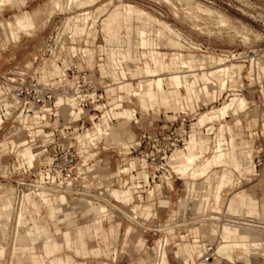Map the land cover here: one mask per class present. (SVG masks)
Instances as JSON below:
<instances>
[{"label":"rangeland","instance_id":"rangeland-1","mask_svg":"<svg viewBox=\"0 0 264 264\" xmlns=\"http://www.w3.org/2000/svg\"><path fill=\"white\" fill-rule=\"evenodd\" d=\"M60 1L61 4H63V7L54 8V10L50 5L51 0H10L9 2H6L7 4L5 3L6 5L3 7V9H0V79L15 74L18 71L24 72L27 77L38 75V73H41V75L43 76L44 73H48L47 70H53V67L50 66V63L53 59L52 57L59 56L60 60H65L66 62H74L80 70H86L87 73H89V75L94 79V81H96L98 86L101 85V83H108L110 86H114V80L110 75L112 71L110 70V67L106 65L108 64V61L106 58V54L103 51L104 48L109 49L118 47L115 45H108L106 42L104 43V36L102 38L103 33L100 30V22L97 21L95 23L96 25H91L92 20L90 19L88 21V19H86L87 14L94 10L98 5H101L107 1H111V4H118L121 1L123 3L132 4L137 8L142 9L148 12L149 14L159 18L161 21H164L173 30H175L177 34L179 33V40L181 42V45H183L180 47V49L175 47L172 48V46H169L170 44L165 43L164 40H166V38L163 39V37L171 35H169L168 32H165L166 36L159 38V40L163 39L161 40L162 43H160L157 39L158 37L156 36L155 25L150 24L147 27L148 45L146 51L155 50V44L159 42V51H166L170 54H172L173 52H183L192 54L197 60V65L191 67L190 69L183 68V71H178L182 72L184 76H186L187 74L185 79L188 83H190L189 89H185L182 85H180L177 79L176 85L172 87H170L169 85V89L173 90L177 98L181 96V91L183 92V96L179 98L178 105L173 107V103L171 102V100H169V105L167 106H163L161 104H155L154 106L149 108L139 106L136 103V98L137 101H139L140 95L145 97L143 84L140 85L139 91L135 92L139 93L140 95H136L135 98L131 93V90H137V84L139 80L146 79L145 74H142L139 71V69L144 67L145 60L143 55L140 53L142 51V48H138L137 52L132 54V59L130 58L127 61L129 71L136 74L134 76H130L129 74H127L125 78H121L122 80L125 79L129 81L131 84L127 87L125 86L119 88L120 92L107 90L108 93H116L120 95L123 100L121 109L117 111L118 117L122 115V109L124 108L132 111V114L134 113V116L129 122L132 131L131 137H128L125 141H123L125 144H128L127 146L125 145V150V147L122 144H119L122 142L121 140L123 139L118 135L115 137L116 139L114 138V140H112L113 142L111 141V143L106 144L109 145L107 146V150L101 149V145L104 146L103 141H101L99 147V158L101 159V161H107L110 169L113 170L115 166L120 163L119 156H121V154L117 153L120 151H123L125 153L129 144L134 143L138 140L140 133L147 132L150 135H159L162 134L172 124L174 126H183L185 128H191L190 138L196 133L198 135V133L202 134L206 132V130H204L205 127L212 126V128H210L209 131L204 134L205 149L203 151H198V149H196L195 144L190 145L189 142H187L185 144V149L180 152L181 154L178 153L180 154L179 156L178 154H175V152L173 153L172 157L175 158V163L177 164V166L183 163L185 155L188 154H196L197 156H200V158L202 159L200 165L203 168V163L204 161H206V159L209 161H215V150L213 149V140L215 136L219 134V131L222 132L221 134L225 136V138H229L230 135L234 136V147L240 144L242 138L249 139L250 148L252 150V155L250 156L251 160L253 159V162L255 163L256 170L253 173H248V182L242 183L239 189H243L245 193L249 194L257 200L258 204L256 202L252 204V201H249L248 203V205L255 206L257 213H238L237 211L234 212L230 210H228V212L236 213L238 215L233 217L234 220H238L242 223L252 224L246 225L240 223L241 226L264 233V161L263 157L260 155V152L262 153V146H264V134L261 131V123L264 121V107H260L258 105V98L260 96L258 89L260 88V86L263 87L262 94L264 95V73L260 69L264 67L258 66L259 64L257 63L254 64L253 60L251 59L255 58L251 51L255 48H258L264 43V41L261 42V40L264 39L262 29L257 22V16L259 15V13L264 12V0H195L193 2L192 0H170L171 2H173H170L171 5L169 2H167L169 0H97L94 4L83 7H76L74 3H72L71 5H66V0ZM194 2H199L213 10L222 12L228 17V23L222 27L218 26L212 20V17H209L210 19L206 20L207 23L203 21V19L200 20V18L198 19L193 17L192 19V16L187 14L186 8L184 9V7L188 6V4H194ZM37 5L41 8L40 11ZM34 8H38L39 17L37 16L38 19L36 17L37 21H33V19L28 16V12L32 11ZM50 9L53 12L50 13L51 17L49 16L47 19V16L50 15ZM25 13L29 19L28 22L30 21V24L28 23V26L35 27L26 29L25 31L21 29H14V31H18V33L15 37H12L9 30L4 27L3 22H14L16 17H21ZM78 13L81 14V17L83 19V21L81 19V22L83 24L89 23L88 28L86 30H83L82 28H80V26H78L70 31L67 26H64L65 21L68 17H71ZM134 18V15L131 17H127V19L132 23L135 22ZM196 23L199 25H197L198 27L196 26ZM92 26L94 27L92 28ZM207 26L209 28H207ZM57 27L62 29L63 34L61 35V38L57 42L56 46L53 47V51L52 49L49 51V49H46L47 45L45 41L48 35ZM68 35H71V37H73L71 43H69L67 40ZM66 45L68 46V48H66ZM120 48L124 47L122 46ZM68 50L70 53H67ZM206 54L215 59V62H209L206 65L207 68H212L221 64L227 65V63L230 64L231 62L242 64V78L237 80L235 77V79L232 78L233 80H230L229 82L228 77H226L227 75L223 73L216 78V85H206L208 88L204 89V86L201 84V81L199 82L198 76L200 72L206 69L202 67L207 63ZM232 54H235L234 56L236 58H232ZM162 56L163 60H166L168 55H166V58L164 55ZM202 57L205 58L203 59ZM203 60H206V63H202ZM117 62L118 63L116 64V66L114 65V67L116 68L115 70L119 75L121 74V70H125V72L128 71L127 66L122 63L121 59H118ZM251 67H253V69ZM197 68H199V70ZM166 74L160 75L165 76ZM155 77L153 79H155ZM190 85L193 86V91H191ZM164 87H166V85H163V88L161 89L155 90V88H153V90L161 91L164 89ZM233 88L234 90L237 88V90H231ZM213 93H215L216 95L215 101L213 98ZM231 93H237V95L238 93H241L246 98L247 104L243 109L236 111L229 110L225 119L222 118L220 120H208L206 122L209 123H207V125L205 126H202L204 125V120L202 116H199L198 121L201 127L196 123L197 116L201 112L207 109L216 108L217 106H220L224 102H226L231 96H237ZM168 95L169 97H171L173 93H168ZM198 95L199 98L197 100ZM146 103L140 104L143 105ZM231 111L232 113L236 114H232ZM123 119L124 118H121L116 121L117 123H119L121 120L123 122L125 121ZM256 119L257 124L255 123ZM237 120H240L239 124L236 123ZM221 124H223L222 127H220ZM226 124L230 125L229 130L227 129ZM12 125L13 124L11 121H6L1 125L0 128V143H7L6 148L0 145V224L5 228V234L2 236V239L6 241L7 248L3 260H0V264H8V260L10 261L13 258L14 259L10 261L13 264H30L31 261L30 257L28 256L29 253L27 250V246L23 244L25 243V241L27 242L26 238H23L24 241H21L23 244L22 247L26 250L23 248L22 249L24 251L20 248L15 249L12 252L11 259L9 255L11 251L12 235L14 231L15 214L16 211L22 206V203H25L24 195L26 193L31 192V199L35 202L36 205H41L42 201L34 196V191H36L34 188V184L37 182L39 177L37 173V166L35 163L33 167H28L26 165H23L22 160H20L22 165H20L19 161H17L19 160V158L17 157V153L22 159L26 161V158H23L21 156L20 150L23 147L27 146L28 143L24 144L23 146H20L19 141H16V143L13 144L12 139H25V133L23 132V130L20 129L18 133H14L11 135ZM87 126H90V124H87ZM108 129L111 130L110 127H108ZM109 130L107 131V133L110 134L112 130ZM10 135L11 137H9ZM190 138H188L189 141ZM259 148H261V150L258 153ZM194 149H196L197 151H193ZM191 150L192 152H189ZM235 151L237 159L243 164V166H247V164L249 163H246V161L244 160V156L241 155L238 150ZM201 152H203L204 157ZM227 155L228 152L224 156L226 157ZM256 156H260L262 159V163L260 165H257L254 159V157ZM170 163L172 164V161ZM229 165L226 169L230 170L231 168ZM224 167L225 166L222 165L218 168L210 169L209 173L212 172V174L210 175V184L212 186H214V184L216 183H221L222 177L225 180L224 171H221V169ZM216 170H218V172ZM232 171H230V173H232ZM238 172L240 173V171ZM232 174L233 176L235 175L234 173ZM219 176L221 178H219ZM213 177L217 179V182ZM204 178L205 177L197 180H193L190 178H181L173 182V190L164 191V189L162 188V194L157 197L156 202H159L160 204L167 203V208L154 207L152 205H149L153 208V210H156L157 220H164L170 214L174 213V211L176 210L178 199H180L179 204L181 205V207L187 208L188 206H190V202H188L189 200L184 198L186 193H188L186 190L188 186L187 184L200 186V188H202V180ZM205 190V193L208 192V196L205 194L203 196L204 199H206V196L211 200L217 198V193H210L209 189L207 188ZM237 190L238 188L234 187L231 189H222L221 194H219L221 195V198L217 199L223 201L227 197L232 198L234 192ZM227 192L230 193L228 196L225 197ZM66 196L67 204L63 206L58 204L57 205L63 207L64 210L66 209L67 211H70L74 215L73 218L66 220L64 223L54 224L52 221L47 219V217H45L46 212L44 211V209H47V207H45L43 208L40 216L38 217V222L40 224H45L46 220H48L47 226L51 230H54L55 227H59L61 230L64 231L65 229L72 230L76 224H84L94 216V212L86 211L87 208L85 207V204L76 203L75 199H73L70 194H66ZM188 196L194 197V195L191 194ZM7 198L10 199L13 205L11 218L7 223L8 228L5 224L9 217L10 210L8 209H10V207L6 211H4L3 209V203L6 201ZM209 202L210 200H206V204H208ZM28 205L29 204L25 203V207ZM146 207L148 208L147 204L144 207H141V210H138L136 213L142 214L144 208ZM29 208V212L33 213L34 209L32 207ZM29 212H24L23 215L25 218H29ZM189 215H192V220L194 217H200L199 214L194 215L192 212L187 213V216ZM117 223H119V233L117 240L113 238L109 239L110 246H112L110 251L114 249L116 245L117 248H120V245L122 244L124 228L126 226H130L131 230L126 238V243L123 246V252L118 254L115 259L113 258L112 254L108 253L107 250H104V252H100L98 255H89V257L84 258L76 254L73 249L70 250L66 247H63L60 254L63 256L68 255L70 257L71 262H85V264H138L141 259L145 260V264H149V246H151L155 237L151 233H142L138 229H135L134 226L131 225L126 219H124L121 214L116 212L113 218H110L108 222L104 221L103 225L106 227L117 226ZM227 223L236 224L231 222ZM198 225L199 223L197 221H193V223L189 225L190 236L197 235L196 227ZM31 226V222H26L25 224L19 227V232L21 231V233L23 234ZM211 229V227H207L205 229L206 232L200 234L209 241L215 243V238L208 235V231H211ZM138 236H142L144 239V245L141 249H138L137 246H135V240ZM54 238L59 243H63L62 233L55 234ZM44 239V235L39 238L38 243L36 244L38 249L39 245ZM15 240H17L18 243H16V246L20 247L21 242L18 240V237L15 236ZM185 243L190 244V241L185 240L183 243H180L181 255L179 256V258L184 261L189 258L184 248ZM86 247L87 249L97 247V241L91 237L86 238ZM261 252H264V245L261 249H253L251 246H249L248 251L245 253H241L240 251L232 253L233 263L225 258H222L221 256H218V254L217 259H219V264H264V256L261 254ZM17 254H24V260L22 257L21 259L16 256ZM18 258L19 261H17ZM171 262L172 261H170V263ZM172 263L177 264L175 262ZM166 264H169L168 259ZM178 264H181V261H178Z\"/></svg>","mask_w":264,"mask_h":264},{"label":"built area","instance_id":"built-area-1","mask_svg":"<svg viewBox=\"0 0 264 264\" xmlns=\"http://www.w3.org/2000/svg\"><path fill=\"white\" fill-rule=\"evenodd\" d=\"M257 22L264 37V12L259 13ZM62 34V29L58 27L52 31L45 41L46 49L53 51ZM72 38L68 35L69 43ZM251 52L255 58L264 57V43ZM54 57L50 63L53 70L46 69L48 73L44 76L38 73L27 77L24 72L18 71L0 79V128L4 122L11 121L25 133V142L36 154L34 162L39 179L34 184L35 190L42 186L70 194L76 203L101 204L103 221L108 222L116 212L135 229L151 233L155 238L149 246V264H158L160 259V247L155 249L157 242L168 249L169 264H178V261L182 264H219L214 242L201 234L196 239L188 234L193 220L192 215L187 216V213L195 212L193 197H189V193L184 198L189 200L190 206L181 207L178 199L174 213L161 221L157 220V212L152 207L146 217L134 211L135 205L141 207L145 203L167 208V203L160 204L156 199L162 194V188L171 191L173 182L181 179L171 167V155L177 149L185 148L191 128L172 124L159 135L140 133L138 140L130 143L125 153H117L121 154L120 163L113 170L107 161L99 158L100 142L91 145L93 155L86 161L82 160L78 135L89 127L87 124L118 120L116 111L121 109L123 100L120 95L107 92L108 83L98 86L89 73L80 70L76 63ZM262 88L258 89L260 107H264ZM101 149L107 150L102 145ZM254 159L257 165L262 163L260 156ZM233 173L234 184L223 189L237 188L248 182V173H239L234 169ZM113 188L129 190L131 200L121 204L111 197ZM113 203L120 208L114 207ZM224 204L225 200L221 201L217 210L206 209L199 215L205 219L214 215L217 225L235 223V215L227 213ZM183 240L194 244L199 254L185 261L177 257V244Z\"/></svg>","mask_w":264,"mask_h":264},{"label":"crops","instance_id":"crops-1","mask_svg":"<svg viewBox=\"0 0 264 264\" xmlns=\"http://www.w3.org/2000/svg\"><path fill=\"white\" fill-rule=\"evenodd\" d=\"M0 9H3V8L0 7ZM28 20L29 19L25 13L21 17H16L14 22L4 21L3 25L5 28H7L9 30L11 36L15 37L16 34L18 33V31H14V29H16V30L21 29V30L25 31L26 29H30V28L35 27V26H28V23L30 24V21L28 22ZM126 35L129 38H133V33L130 29L127 30ZM102 38H103V35H102ZM103 41H104V39H103ZM104 43H105V41H104ZM123 47H124L123 50H124V53L126 55V58H125V60H123L122 58H117V60L118 59H121V61L123 60L122 63H125L127 68H128L127 61L130 58L132 59V54L136 53L138 48H142V51L140 53L143 55L144 60H145L144 61V67L139 69V71H140V73L145 74L146 79L145 80H139L138 84H137V90H135V91L131 90V93L136 98L134 93L136 91H139L140 85L143 84L144 96L147 100V103L141 105L140 103H138L137 98H136V103L141 107H148L149 108V107L154 106L155 104H161L163 106H167V105H169V100H171V102L173 103V107L178 105L179 98H181L183 96V92L181 91V96L177 98L175 93L173 92V90L169 89L167 87H164V89L161 91H155V90H153V87H152V79L155 76L160 75V74L183 71V69L176 63V59H177L179 52H173L172 54L168 53L167 59L163 60V56L161 55L163 51H159L157 47L155 48V50L146 51L147 46L141 47L140 44H138V42L135 39H134V43H132V44L131 43H125V45ZM104 49L108 50V52L112 56H115L114 52H115L116 48H109V49L104 48ZM134 56H136V55H134ZM206 56H207V63L202 66L204 68H207L206 65L209 62H215V59H213L211 56H209L207 54H206ZM117 60L114 64H112V67L114 68L115 72H114V75H111V76H113V78L115 80L125 78V76L127 74H129L130 76H134L136 74V73L130 72L129 68H128L127 72H125V70H121L120 75L118 73H116L117 71L115 70L116 68L114 67V65L116 66V64L118 63ZM199 68H197V69L199 70ZM251 68L253 69V67H251ZM188 69H190V68H188ZM194 69H196V68H194ZM260 69L264 73V68H260ZM44 75H46V73H44L43 76ZM186 76H187V74H186ZM186 76L184 77V79L186 78ZM130 84L131 83L129 81H127L125 79H123V80L121 79L118 88L125 87V86L127 87ZM190 88H191V91H193L192 85H190ZM206 88H208V87L204 85V89H206ZM231 90H233V89H231ZM225 91H227V90H225ZM234 91H236V90H234ZM168 93H173V95L171 97H169ZM231 94H233V93H231ZM240 95H241V93H238V95L233 96V98L237 99V97ZM215 96H216L215 93H213L214 101L216 100ZM198 98H199V95L197 97V100H198ZM217 107L207 109V110L201 112L197 116L196 123L201 127V125L199 124V121H198V117L202 116V118L204 120V125H202V126L207 125V123H209V122H206V121L214 119V113L216 112ZM240 109H243V108L236 107L235 110H233V109H231V110L236 111V110H240ZM232 111H231V113H232ZM121 114L122 115L120 117L124 118L123 120H126L128 122H130L131 118L134 116V113L132 114V111H130L126 108L122 109ZM232 114H236V113H232ZM236 123L239 124L240 120H237ZM255 123L257 124V119L255 120ZM222 126H223V124L220 125V127H222ZM226 127L229 130L230 125L226 124ZM210 128H212V126H207L204 129L206 130V132H208ZM261 131L264 134V121L261 123ZM206 132H204L203 134H205ZM218 133H222V132L219 131ZM196 137H197V133L190 138V141H188L190 145L195 144V146H196V143H195ZM233 139H234V136L230 135V137L226 138V140L224 141V146H225V148L228 149V155L226 157H222L220 161H217V159H215V161H209L207 159H206V161H204L203 165H204V173L205 174H204V176L197 178V179H201V178L205 177L202 180V183H203L202 188H200V186L187 184L188 185L187 189H186L187 192L190 193L191 195H194L192 205H193V209L195 212H196V208H197V199L199 198L200 194H202L203 190H205L207 188V189H209L210 193L215 192L218 194V196H216V197L221 198V195H219V194H221L223 187L228 186L229 184H231V182H232V184L230 186L233 185L234 177L231 176L233 173V171H232L233 169L236 170L237 172L240 171V173H242V172H244V173L245 172L246 173L255 172L254 162H253V159L251 160V156H250V155H252V150L250 148L249 139L242 138L240 144L236 145V147L233 146ZM0 145L4 146L6 148L7 143H3V144L0 143ZM107 146H109V145H106L105 148H107ZM121 149H123V148H121ZM184 149H178L177 151H175V154L180 153ZM196 149H198L197 146H196ZM196 149H194L193 151H197ZM263 149H264V146H262V153L260 152V155L263 157V161H264V150ZM235 150H238V152L244 156V160L246 161V163L247 162L249 163V164H247V166H243V164L237 159ZM120 152L124 153L123 151H120ZM189 152H192V150ZM180 154H178V156ZM85 155H86V160H87L90 155L89 154H85ZM17 157L19 158V160H17V161H19L20 165H22L20 160H22L23 163L26 162L24 159H22L20 157V155L18 153H17ZM245 161H244V163H245ZM33 163H34V161H33ZM222 165L225 166L224 168L221 169V171H224L225 180L222 177L221 183H218V184L216 183V184H214V186H212L210 184L211 183L210 175L212 174V172L209 173L210 169L211 168H218ZM228 165L230 166V168L232 170L226 169L228 167ZM216 171L218 172V170H216ZM230 171H232V173H230ZM179 175H181V174H179ZM180 178L186 179L187 176L183 177L181 175ZM188 178L192 179L191 177H188ZM219 178H221V177L219 176ZM197 179H193V180H197ZM214 179L217 182V179L216 178H214ZM158 187L159 186H157V188ZM237 188H238V190L234 192L233 197L230 198V200H229L228 209L230 211H234V212L237 211L238 213H240V212H245L247 214L248 213H250V214L257 213L255 206L248 205L249 201H252L251 202L252 204H254L255 202L258 204L257 200L255 198H253L252 196H250L249 194L245 193L243 189H241V188L239 189V187H237ZM192 191H193V194H192ZM110 195L112 198H114L115 200H117L121 204L128 203L130 201V199L132 198L131 192L129 190H119L116 188L111 189ZM24 199H25V203L29 204V205L22 209L21 221L19 222L18 227L25 224L26 222L32 223V226L23 233L26 236V238L28 239V243L25 245L27 246V250H28V253L30 255V261H31L30 264H85V262H71L70 257L68 255H64V256L61 255L60 252H61L63 247H66L70 250L73 249V251L76 254H78L84 258L89 257V255H98L100 252H102V251L104 252V250L105 251L107 250L108 253L112 254L113 258L115 259L118 254L123 252V246L126 243V238L130 233L131 227L126 226L124 228L122 244L120 245V248H117V245H116V247L110 251L112 246H110L109 239L113 238V239L117 240L118 233H119V226H118L119 223H117V226L106 227L103 225L104 219L101 217V212L103 211V205H101V204L92 205L91 203H90V205L86 204L85 205V207L87 208L86 211L94 212V216L92 218H90V220L88 222H86L84 224H76L72 230L65 229L63 231L59 227H55L54 230H51L47 226L48 220H46L45 224H40L38 222V217L40 216L43 208L47 207V209H44V211L46 212L45 217H47V219L52 221L54 224L64 223L66 220L73 218L74 215L70 211H67L66 209L64 210V208L61 207L65 204H67V196L60 195L59 198L54 197V198H50V199L47 197L42 198L41 205L35 204V202L31 199L30 193H26L24 196ZM202 201L206 202V199L202 198ZM57 204L61 205V206H58ZM113 204H114V207L117 206V208H120L119 205H117L115 203H113ZM146 204L148 205V208L147 207L144 208L142 214L138 213L139 215H141L143 217H146L150 214V209H151V206H149V205H151L150 203H145L141 207H144ZM9 207H10V209H8ZM29 207H32L34 209L33 213L29 212L30 211ZM141 207H138L137 205H135V207H134L135 213L138 210H141ZM3 209H4V211H6L7 209L10 210L8 220L6 221V224H5L6 227L8 228L7 223L9 221V219L11 218V213L13 211V205H12L9 198H7L6 201L3 203ZM258 211H259V207H258ZM24 212H29V218L24 217V215H23ZM15 216H16V214H15ZM0 218H1V213H0ZM196 228H197V235L196 236L192 235L191 237L193 239H196L200 235V233L206 232L205 229H201L199 227H196ZM59 233H62L63 243H59L54 238V235L59 234ZM43 235H44L45 239L41 242V244L39 245V249H38L36 244L38 243L39 238ZM208 235L211 237H214L215 240H216L217 236H219L218 237L219 242L217 245L218 256H221L222 258H225L232 263H233V257H232L233 252L240 251L241 253H245L248 251L249 246H251L253 249H255V248L261 249L264 245L263 244L264 233L259 232L257 230H252L249 228L248 229L247 228L238 229V228L231 227L228 225H223V226H221V228L219 230L212 228L211 231H208ZM237 236H239V237H237ZM90 237L94 238L97 241V247L87 249L86 238H90ZM183 238H185V237H183ZM184 241L185 240H183L181 243H183ZM157 243H156V245H157ZM143 245H144L143 237L138 236L135 240V246H137L138 249H141L143 247ZM245 245H247V246H245ZM22 246L23 245H20V247H17V249H19V248L22 249L23 248ZM180 247H181L180 243H178L177 244V250L175 251V254L177 255V257H179L181 255ZM184 248L186 250L187 256L189 255L188 256L189 258L193 257V255L195 253L194 245L189 244V243H185ZM23 249H25V248H23ZM155 249H156V247H155ZM167 252H168V249H167ZM19 255H21V254H19ZM22 255H24V254H22ZM167 259H168V256H167ZM167 259L164 256V259H163L164 264H166ZM133 264H135V263H133ZM138 264H145V260L141 259Z\"/></svg>","mask_w":264,"mask_h":264},{"label":"bare ground","instance_id":"bare-ground-1","mask_svg":"<svg viewBox=\"0 0 264 264\" xmlns=\"http://www.w3.org/2000/svg\"><path fill=\"white\" fill-rule=\"evenodd\" d=\"M9 1L10 0H0V7L3 8L5 3L9 2ZM96 1L97 0H66L65 4L66 5H68V4L71 5L72 3H74L76 7H83V6L92 5ZM164 1H166V0H164ZM171 1L169 0L167 2L170 3ZM193 1H195V0H192V2ZM111 3H112L111 1H107V2H105L103 4H101V5H98L94 10H92L86 16V19H88V21L90 19L92 20L91 25H96L95 23L97 21L100 22V25H101L100 30H101V32L103 33V36H104L103 39L108 45H113V46L115 45V46L118 47V48H116V50L114 52L115 56H112L108 52V50L104 49V51H103V52H105L106 58H107V61H108V64H106V65H108L110 67V70L112 71V73H110V75H114L115 71H114V68L112 67V64H114L116 62L117 58H122L123 60H125V58H126V55L124 53L123 48H120V47L124 46L125 43H131L132 44V43H134V39H135L138 42V44H140L141 47H145V46L148 45L147 27L150 24L155 25L156 36L158 37L157 39H158V41L160 43H162L161 40L166 38V40H164L165 43L170 44L169 46H172V48H174V47L175 48H180L183 45V44L181 45V42L179 40L180 39L179 38V33L177 34L175 32V30H173L168 24H166L164 21H161L159 18H157V17L149 14L148 12H146V11H144L142 9H139L136 6H134L132 4H129V3H123L121 1L118 4H111ZM171 3H173V2H171ZM171 3H170V5H171ZM50 5L52 6L53 10H54V8H62L63 7V4H61L60 0H51V4ZM111 6H112V8H111ZM172 6H174V5H172ZM172 6H171V8H172ZM175 7H176V5H175ZM185 8H186L187 14L192 16L191 17L192 19H193V17L198 18V19L200 18V20L203 19V21L206 22L207 19H210L209 17H212V20L218 26H222V27L224 25H226L228 23V21H229L228 17L225 14H223L222 12L213 10V9L209 8L208 6H205V5H203V4L199 3V2H194V4H188V6L184 7V9ZM40 9L41 8L39 7V11H40ZM180 11H181V9H180ZM52 12L53 11H51V9H50L49 14L52 13ZM182 13H184V12H182ZM133 15L135 16V18H134L135 22L134 23H132L131 21H129L127 19V17H131ZM28 16L31 17L33 19V21H37L36 17L37 16L39 17L38 8H34L32 11L28 12ZM49 16L51 17V14L47 16V19H48ZM38 17H37V19H38ZM81 19H82V17H81L80 13L75 14V15L67 18V20L65 21L64 26H67L70 31L72 29L78 27V26H80V28H82L83 30H86L88 28V24L89 23L83 24L81 22ZM82 21H83V19H82ZM196 21H198V20H196ZM215 23H213V24H215ZM197 25L198 24L196 23V26ZM194 26H195V24H194ZM93 27L94 26H92V28ZM207 28H209V27L207 26ZM128 29H130L132 31L133 38H129L126 35V32H127ZM204 29H205V27H204ZM165 32H168V34L169 35L171 34V35L170 36H166ZM163 36H166V37H163ZM162 37H163V39L159 40V38H162ZM159 42H157L155 44L157 48L160 45ZM67 53H70L69 50H68ZM161 55H164L165 58H166V55H168V52L163 51ZM234 55L235 54H232L231 57L232 58H236ZM202 58H200V59H202ZM251 59L253 60L254 64L257 63V64H259L258 66L264 67V65H263V62H264L263 55H260L257 58H251ZM203 61H202V63H206V60L204 62ZM176 63L182 69L183 68H191V67L197 65V60L190 53L179 52V54L177 56V59H176ZM241 67H242V64L231 62L230 64L227 63V65L221 64V65L214 66L212 68H206L204 71L200 72V74L198 76L199 77L198 79H199V82L201 81V84L203 86L204 85L205 86L206 85H210V86L211 85H216L217 84L216 78L219 75L223 74V73H225L227 75L226 77H228L229 82H230V80H233L232 78L235 79V77L238 80V79L242 78V75H241L242 74V71H241L242 68ZM184 73H186V72H184ZM111 77L114 80V82H113L114 86H110L109 85L107 90L116 91V92L119 91L120 92L118 86L120 84L121 79H116L115 80L113 78V76H111ZM184 77L185 76L182 74V72H178V73L170 72V73H167L165 76L158 75L157 77H155V79H153V85L152 86H153V88H155V90L163 88V85H166L167 88H170V87L176 85V80L178 79V82L180 83V85H182L185 89H189V83L184 79ZM169 85H170V87H169ZM175 90H177V89H175ZM233 90H234V88H233ZM235 90H237V88ZM262 91H263V88H262ZM233 94L237 95V93H233ZM134 95L136 96V95H140V94L139 93H134ZM138 102L139 103H146L147 100H146L145 97L140 95ZM246 104H247V100L242 94L237 99H234L233 97H230L226 102H224L222 105L217 107V110L214 113V119L213 120L225 118L226 115L228 114L229 110L235 109L236 107L244 108L246 106ZM117 111H116V117H117V119H121V117L117 116ZM0 121H1V119H0ZM117 121L113 122V123H108L106 120H102V121H99V122H94L85 131H83L81 134L78 135L79 149H80V152H81L82 160L86 161V155L85 154H89L90 156L93 155V149L91 148V145H96L98 142L103 141L104 148H105L106 144L111 143V141L114 140V138L117 135L119 137H122V139H123V140H121L122 141L121 143H119V142L118 143L122 144L125 147L124 150L126 149V146L128 144L127 143L125 144L123 141H125L126 138L131 137L132 131H131V128H130V124L126 120L123 121V122L121 120L119 123H117ZM108 127H110V129L112 130V132L110 134L107 133V131L109 130ZM11 129H12V131H11L12 132L11 135H12L14 133H18V131L20 130V127L15 125V124H13ZM105 130H106V132H105ZM111 130H109V131H111ZM11 135L9 137H11ZM198 135H197L198 137L195 139V143H196V146L198 148V151L199 150L203 151L205 149V136H204L203 133L202 134L198 133ZM190 136H191V134H190ZM190 136H189V138H190ZM225 140H226L225 136H223L221 133H219L217 136H215V138L213 140V149L215 150L214 159H217V161H220L222 157H225L224 155L228 152L227 151L228 149L225 148V146H224V141ZM16 141L17 142L19 141V143H20L19 145L20 146H23L24 144H26L25 139H21V138L17 139V140L16 139L15 140L12 139L13 144L16 143ZM188 141H189V139L186 141V143ZM201 153L203 154V152H201ZM20 154H21V156L23 158H26V162H24L23 165H26L28 167H33L34 166L35 162L33 163V161H35L36 154L31 149L30 145H27V146L23 147L20 150ZM203 157H204V154H203ZM171 160H172V164H171L172 169L174 168L173 170L177 174H181L183 177L187 176V178L191 177L192 179H197V178H200V177L204 176V174H205L204 173V168L200 165V162H201L202 159L200 158V156H197L196 154L185 155L183 163L181 165H179V166H177V164L175 163V158L172 157V155H171ZM27 162H28V165H27ZM254 167H255V163H254ZM231 176H233V174ZM233 184H234V181H233ZM205 191L206 190H203L202 194L197 199V208H196V212L194 213V215L200 214L206 209L217 210L219 208L218 206H219V204L221 203L222 200L220 201V199H217V198L214 199V200H211L210 198L207 197L208 196V192L205 193ZM205 194L207 195L206 196V200H208V201L210 200V202L208 204H206V202L202 201V198H203V196ZM60 195L66 196V193L63 192V191L55 190V189H48V188H45V187H42V186L38 187L37 190L34 191V196L36 198H38L39 200H42V197L43 198L47 197L49 199L50 198H54V197H58L59 198ZM230 198L231 197H227L225 199L224 207L226 209V212L229 213V214L238 216L236 213L228 212V210H229L228 209V204H229ZM24 207H25V203L23 202L22 206L16 211L14 231H13V235H12L11 251H10V255H9L10 259H11L12 252L15 249H17V246H16L17 240H15V236L18 237V240L20 242L24 241L23 238H26V236L24 234H21V232H19V227H18V224L21 221L22 209ZM214 218H215L214 215H210L206 219L200 216L198 218L194 217L193 221H195V222L197 221L199 223V225L197 227H199L201 229H206L207 227H211V228H214L216 230H219L221 228V226H223V225H228V226L235 227V228H238V229L247 228V227L241 226L240 223H242V222H240L238 220H235L236 224L221 223V224L217 225V223L215 222ZM242 224L252 225L250 223H242ZM4 231H5V228L0 224V260H3L5 254H6V250H7L6 244H5L6 241L4 239H2V236L5 234ZM6 233H7V231H6ZM183 237H185V236H183ZM218 237L219 236H217V238L215 240L216 253L217 254H218L217 245H218V242H219L218 241ZM26 240H27V242L25 241V243H23V244L28 243V239L27 238H26ZM23 244H22V242L20 243V245H23ZM190 244H192V243L190 242ZM192 245H194V244H192ZM158 246L160 247L159 251L157 250L158 253H159V256H160L158 264H164L163 263L164 256L167 259V248L166 247H162V245L159 244V242L157 243L156 248ZM194 249H195V253H194V255L192 254L193 257L198 255L199 252H200L199 250H197L195 245H194ZM261 254L264 256V252H261ZM16 256H18L19 258H21V257L23 258L24 255H20L19 256V254H17ZM28 256L30 257V255H28ZM193 257H191V258H193ZM19 258L17 259V261H19ZM191 258H188V259H191ZM13 259H11V260H13ZM23 260H24V258H23ZM217 260L219 262V259H217ZM10 261L8 260L7 263L8 264H13Z\"/></svg>","mask_w":264,"mask_h":264}]
</instances>
